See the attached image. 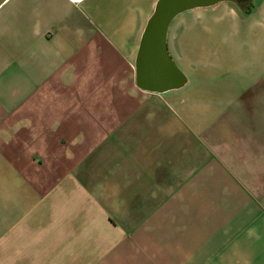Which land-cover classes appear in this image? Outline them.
Instances as JSON below:
<instances>
[{"label":"crops","instance_id":"obj_1","mask_svg":"<svg viewBox=\"0 0 264 264\" xmlns=\"http://www.w3.org/2000/svg\"><path fill=\"white\" fill-rule=\"evenodd\" d=\"M157 1L0 0V264H264V0L177 15L160 94Z\"/></svg>","mask_w":264,"mask_h":264},{"label":"water","instance_id":"obj_2","mask_svg":"<svg viewBox=\"0 0 264 264\" xmlns=\"http://www.w3.org/2000/svg\"><path fill=\"white\" fill-rule=\"evenodd\" d=\"M225 1L244 3L247 0H158L141 37L135 62L136 87L158 94L183 87L186 78L166 53L168 26L183 12L210 8Z\"/></svg>","mask_w":264,"mask_h":264},{"label":"rangeland","instance_id":"obj_3","mask_svg":"<svg viewBox=\"0 0 264 264\" xmlns=\"http://www.w3.org/2000/svg\"><path fill=\"white\" fill-rule=\"evenodd\" d=\"M249 2L254 6V5H258L257 4V0H249ZM247 3H248V0L245 2V3H236L237 5H239V8H241V10H243L245 7H247L248 5H247ZM244 11V10H243ZM255 12V17L256 18H260V17H264V4L261 6V7H257L256 8V10L254 11ZM212 23V22H211ZM206 25H208V26H210V24H206ZM263 33H264V31H262ZM191 48V47H190ZM192 54H195V51H188V55H192ZM190 56H188V57H190ZM0 170L1 171H4V167H2V166H0ZM4 185L5 184H3V183H0V190H1V192L3 191V189H4Z\"/></svg>","mask_w":264,"mask_h":264},{"label":"trees","instance_id":"obj_4","mask_svg":"<svg viewBox=\"0 0 264 264\" xmlns=\"http://www.w3.org/2000/svg\"><path fill=\"white\" fill-rule=\"evenodd\" d=\"M245 3V2H244ZM240 4V3H239ZM247 7H245L243 10H244V12H248L249 11V8H250V2H249V0H248V3H247Z\"/></svg>","mask_w":264,"mask_h":264}]
</instances>
